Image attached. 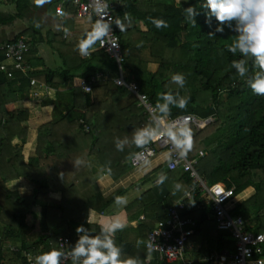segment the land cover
<instances>
[{
	"label": "trees",
	"instance_id": "16d2710c",
	"mask_svg": "<svg viewBox=\"0 0 264 264\" xmlns=\"http://www.w3.org/2000/svg\"><path fill=\"white\" fill-rule=\"evenodd\" d=\"M115 1L120 2L115 6V18L119 17L125 22L124 17L127 15L129 20L125 22L126 25L130 21L139 22L145 27V31L129 28L121 32L115 26L124 56L122 71L125 80L137 82L154 105L159 101L160 94L166 91H179L182 96L189 97L185 109L171 108L170 117L194 114L200 118H212L213 121L199 132L190 127L193 145L197 151L202 146L204 151V157L198 159L195 168L208 186L223 183L227 188L235 187V196L252 189V195L236 204L231 214L252 221L255 224L253 231H260L264 226V95L254 94L231 67L232 60L241 58L239 53L234 56L227 50L235 39L234 33L226 30L223 35H208L211 29L205 23V10L201 9L202 0H174L173 3L150 9L140 8L137 0ZM28 5L29 0H16L17 16H21ZM190 6L200 13L195 17L196 24L184 19L183 10ZM152 19L164 20L168 26L157 28L151 22ZM214 25L213 19V27ZM131 34L138 35L135 38L138 44L128 39ZM32 41L34 36L31 41H27L29 46ZM35 52L36 49H30L25 61L30 60ZM2 60L1 52L0 61ZM246 63L251 69V58H247ZM63 64L64 68L60 70L45 68L40 73L32 72L29 77L17 74L13 80L0 73V98L5 99L8 95L5 93L6 87H12V83H16L20 92L18 98L21 100L24 98L22 92H27L26 86L30 84L31 79L40 80L51 88L59 89L71 82L83 67L85 72L82 76L86 82L96 73H102L106 77L105 81L93 84L91 93H84L82 88L78 87L69 95L59 96L61 109L55 105L53 116L56 119L50 125L39 127V154L36 158H30L26 164L21 156L25 136L23 140L20 139V144H15L14 128L28 119V111L5 110L0 105V159H4V155L7 156L5 165L11 168L8 176L0 169V264L4 259L1 244L5 241L11 240L20 244L19 256L23 251L41 254L49 242L57 247L59 238L68 239L71 247L77 239L75 229L86 223L89 209L103 215L114 205L115 197L123 196L127 192L125 189H119L109 197L100 194L91 173L82 170L88 162L89 152L98 154L102 153L103 149H108V146L99 140L102 136L117 133L116 135H124L130 141L135 129L151 124L146 115L142 114V110L136 107V103L130 107L129 120H124L117 130L105 125L117 122L119 126L121 120L118 118L111 119V115L108 117L109 123H102L96 118V113H90L91 103L97 104L100 99L116 102L130 95L125 89L114 84L119 75L118 67L104 52L96 51L90 58H85L77 51L74 57L64 58ZM149 64H156L157 70L150 71ZM174 73H182L185 76L183 89H178L177 85L171 83ZM6 102L7 99L4 104ZM80 120L88 125L89 132L83 130ZM56 128H59L57 135L73 134V143L71 146L67 144L72 153L58 158L57 167L52 168L53 172H47L42 177L43 174L34 171L39 162L43 161L42 153L44 150L46 154L56 151L55 143L49 142L46 148H42V132H52L53 135ZM212 128L213 132L203 138V134ZM45 134L49 137L47 132ZM62 143L66 145L65 142ZM138 150L135 145L129 143L125 146L123 154L129 157L130 152ZM77 159L82 163L76 165ZM123 172L110 174L117 177ZM165 175L167 179L163 184L147 191L125 208L127 216L137 211V214L144 215V220L136 227L125 226L115 233L114 241L121 248V257L135 258L139 264H143L149 252L144 244L137 246V241H146L155 224L165 218L167 208L180 200L186 191L195 187L188 175L181 171H167ZM17 178H24L34 186L32 196L19 198L16 193L5 188L8 180ZM176 183L182 185L180 191L174 189ZM54 191L61 192L60 201L48 198L49 193ZM205 199V196L195 190L194 203L201 205ZM184 202L187 208L185 217L195 220L197 232L210 241L208 253H221L225 248L231 253L234 243L227 233L216 230L210 207L199 211L190 201L185 199ZM103 218L112 220L114 215ZM101 226L87 224L86 228L95 235ZM21 259L27 264L25 257L21 256ZM211 263L199 260L192 262ZM65 264H71V260Z\"/></svg>",
	"mask_w": 264,
	"mask_h": 264
},
{
	"label": "crops",
	"instance_id": "0c3cea01",
	"mask_svg": "<svg viewBox=\"0 0 264 264\" xmlns=\"http://www.w3.org/2000/svg\"><path fill=\"white\" fill-rule=\"evenodd\" d=\"M63 1L66 0H29V5L24 10L23 14L21 16H17V10L15 7L16 0H0V46L3 43L15 38L16 36H23L28 42L31 41L34 36V41H32V44H30V49H36V52L30 60L26 61L32 67L33 72L40 73L45 68L50 70H60L64 68V58L69 59L77 54L78 40L84 35V33L91 31L92 23L88 19L74 18L73 7L70 4L64 5L65 15L63 17H57L55 14V8ZM86 20L89 22H85ZM33 46L35 48H33ZM84 72L85 67L75 74V78L71 82L59 87V89L51 88L44 82L35 79L37 82L44 84L46 86V90L43 88L41 89L31 87L29 84L26 86L27 92H22V95L24 96L22 100L18 98L20 93L18 91V84L12 83V87H6L5 93H8V95L5 99L0 98V105H2L3 109L28 111V119L26 121H22L20 125H17L16 128H14L16 130V138L14 140L15 144H20V139L23 140L25 136V143H23L21 149V156L23 157L24 164H26L30 158H36L38 156L39 127L50 125L56 119L53 116L54 107L55 105L58 107L62 106L59 96L69 95L75 88H82L81 84L84 81L82 75ZM96 75H100L101 78L104 77L100 81H105L106 77L102 73H96ZM82 91L84 92L83 89ZM33 93H36L38 96H33ZM6 99L7 102L4 104V100ZM134 103H136V101L132 95H128L127 97L117 100L116 102L109 99H100L97 104L91 103L89 105V111L92 114L96 113V118L102 123H109L110 118H115V120L118 118L121 120L118 123L119 126H117V122L105 125L106 127L112 126L114 127V130H117V128L121 127L120 125L124 122V120H129L130 107ZM59 109L61 108L59 107ZM110 109L112 111H110ZM142 114L144 115L143 112ZM111 115L113 116L108 118ZM58 129L59 128H56L54 130L55 133H53V135L52 132H42V148H46L49 142L55 143L54 148H56V151H52L51 146L50 151L52 152L49 154H46L44 150L42 153L43 161L39 162V164L34 168L35 172L38 171V173H41V175L43 174L42 177L46 175L47 172H53L52 168L57 165L58 158H61L62 156H68L70 153H72L70 151L71 148L69 149L68 147L71 146V143H73V134L69 133L62 135L60 133L57 135ZM46 132L49 134V137H47L48 135L46 136ZM116 134L117 133H112L106 137H100L99 140L102 141L104 145H107L108 149H103V152L98 154L89 152L88 162H86V165L84 164L85 167L82 170L91 173L92 180L103 197H109L119 189L127 190V192L121 196L125 198L126 204L117 205L114 203V205L111 206L103 215L89 209L86 215L87 218L89 216V223L80 224L84 227H87V224L106 226L113 219L110 220L103 217H109L113 215L114 219L119 220L125 226L136 227L140 221L144 220V215H139L137 214V211H135L127 216L126 212L124 211L125 208L134 203L147 191L159 187V185L155 183L158 176L162 174L158 168L160 165L165 163L166 160L164 158L160 161L154 160V158L159 155L158 154L152 158L153 161L150 159L148 161L149 163L147 162L138 168H132L129 163L130 158L123 154L124 151H117L115 148L116 139L125 138L124 135ZM113 135L116 136L113 137ZM62 142H65L66 145H64ZM60 143H62V145H60ZM67 144L69 146H67ZM7 159L8 157L5 155L4 159H0V169L6 176L9 175L8 172L11 170L10 167L5 165ZM18 167L20 166L18 165ZM121 171H124L123 174L117 177H112L110 174V172H113L116 175ZM5 188L9 192L16 193L19 198H27L32 196L34 193V186L24 178L8 180L5 183ZM61 196V192L54 191L49 193L48 198L55 201H60ZM237 196L234 200V206L241 202L236 200ZM193 207L195 208V206ZM204 208L205 207L195 209L201 211ZM131 216L133 218H131ZM251 222L252 221H250V223ZM253 225L255 224L253 223ZM75 235L77 237V233H75ZM196 238H199L200 242H196ZM4 243L16 244V247H14L15 249L13 251L16 253L17 257L14 259L5 257V246L3 245L4 248L2 246V249L4 259L2 260L1 264H24L21 256L24 258L25 255H39L40 253H28L23 251L22 255L19 256V243L11 240L5 241ZM192 244H194V247L188 249L186 254V261L190 262L191 264L196 260L209 262L207 259L212 254H232L234 251V247L231 253L229 252V249L225 248L221 251V253L211 252L208 253L207 258L201 257V252L203 250L208 252L211 244L208 239L203 238L200 232H197V234L192 238ZM52 249H58V247L49 242L48 246L44 248L43 253ZM192 257H196V260H193ZM121 259L125 258L121 257Z\"/></svg>",
	"mask_w": 264,
	"mask_h": 264
},
{
	"label": "built area",
	"instance_id": "2783aa9c",
	"mask_svg": "<svg viewBox=\"0 0 264 264\" xmlns=\"http://www.w3.org/2000/svg\"><path fill=\"white\" fill-rule=\"evenodd\" d=\"M114 2L115 0H66L57 5L55 14L57 17H63L65 15L64 5L70 4L74 8L73 17L76 19H88L91 21L93 27L95 21L100 18L94 10L99 7L107 13L104 18H111L112 20V28L108 38L105 40L103 46L97 42L90 51V54L84 57L90 58L93 52L102 51L112 58L116 62L119 73L118 77L114 80V84L117 87L125 89L134 97L137 107L142 110L147 120L151 122L150 114H155V105L150 101L148 95L141 90L137 82L126 81L123 76L122 63L124 62V56L114 25ZM0 51L3 54V60L0 61V73L5 75L7 79L13 80L17 74L29 77L33 72L32 67L25 61L26 55L30 51V46L23 36H16L10 41L3 43L0 46ZM103 78L100 75L91 77L89 82L84 80L81 87L83 90L87 87L89 90H84V92L91 93L93 84ZM30 85L31 87L46 90V86L35 79H31ZM139 94L144 97V100L139 99ZM33 96L38 95L33 93ZM185 118H187L189 126L193 127L196 132L201 131L213 121L211 117L201 119L194 114L168 117L169 120H184ZM80 123L83 125V130L89 132L88 125L83 120H80ZM147 147L151 151V156H146L148 162L163 151L168 152L171 146L169 143L156 141ZM138 151H141V149ZM202 157H204V151H197L196 147L192 145L191 150L184 158H178L173 153L172 167H168L169 161H166L167 171H181L187 174L194 182L195 188H190L180 201L168 207L165 218L158 221L148 233L146 241L151 243V251H148L147 259H145L143 264H154L155 262L156 264H191L186 261V254L188 249L194 247L192 238L197 234V224L192 218L185 217L187 211L185 199L193 202L192 204L196 209L210 207L216 230L221 233H227L234 243L232 254H212L208 257L207 261H211V264H264V227L260 231H253L254 225L249 220H246L242 216L231 214L236 197L234 194L235 187L227 188L222 183H216L211 186L206 185L204 179L195 168L198 159ZM129 163L134 168L146 164L143 160L134 162L131 159ZM195 190H198L201 195H205L206 199L201 205L193 201ZM57 247L58 250L68 252L70 248L68 239L59 238ZM36 256L25 255L26 263L35 264ZM70 260V256L67 257L64 260V264Z\"/></svg>",
	"mask_w": 264,
	"mask_h": 264
},
{
	"label": "clouds",
	"instance_id": "9594fccd",
	"mask_svg": "<svg viewBox=\"0 0 264 264\" xmlns=\"http://www.w3.org/2000/svg\"><path fill=\"white\" fill-rule=\"evenodd\" d=\"M201 9L205 10V23L211 29L209 36L223 35L226 30L234 33L235 39L227 50L234 56L239 53L241 58L232 60L231 67L254 94L264 95V0H202ZM94 11L100 18L95 21L91 31L86 32L78 42L77 49L81 56L89 55L97 42L103 46L112 28V20L104 18L107 13L103 9L97 7ZM183 12L186 21L196 24L195 17L200 14L196 8L190 6ZM127 20L128 17L125 15L124 21ZM125 22L119 17L114 19V25L121 32L125 30ZM151 22L157 28L168 26L166 21L160 19H152ZM247 58H251V69L246 63ZM171 83L177 85L178 89H183L186 83L185 76L182 73H174L171 76ZM84 90L89 89L85 87ZM138 96L140 100H144L142 95ZM189 99L182 96L179 91L161 93L159 101L155 104V114H150L151 124L135 129L130 141L127 137L117 138L116 150L124 151L125 146L131 143L141 151L130 152L129 158L134 162L143 160L147 163L146 156H151L147 146L156 141H163L171 146L170 150L162 155L169 161L168 167H172L173 153L178 158H184L192 148L193 136L187 118L169 120L168 117L172 107L185 109ZM81 163L79 159L75 161L76 165ZM166 179L167 176L161 174L155 183L163 184ZM173 187L176 191L182 189L180 183L174 184ZM115 203L124 205L126 200L117 196ZM86 223H89V216ZM124 227L119 220L113 219L106 226H101L99 232L94 235L89 228L80 225L75 229L77 239L68 252L52 249L41 253L35 257V264H64V260L69 256L71 264H139L135 258L121 259L122 251L115 243L114 235ZM141 244L151 251L149 241L138 240L137 246Z\"/></svg>",
	"mask_w": 264,
	"mask_h": 264
},
{
	"label": "rangeland",
	"instance_id": "374dc122",
	"mask_svg": "<svg viewBox=\"0 0 264 264\" xmlns=\"http://www.w3.org/2000/svg\"><path fill=\"white\" fill-rule=\"evenodd\" d=\"M173 1L174 0H137V2H138V6L140 7V8H142V9H150V8H156V7H160L161 5H163V4H167V3H173ZM114 4H115V6H117V5H119L120 4V2L119 1H115L114 2ZM128 20H129V16H128ZM85 22H89L88 20H86ZM129 28H131V29H139L140 31H145V27L141 24V23H139V22H130V21H128V23H127V25H126V27H125V29H129ZM129 38V40L130 41H132L133 43H136V44H138V42L135 40V38L136 37H138V35H136V34H131V36H128ZM148 69L150 70V71H152V72H154V71H156L157 70V65L156 64H149L148 65ZM110 111H112L111 109H110ZM113 119H115V118H113ZM201 119H206V118H201ZM203 130V129H202ZM197 132H199V131H197ZM213 132V128L212 129H210V130H208L205 134H203V138L206 136H208L209 134H211ZM202 138V139H203ZM201 142V141H200ZM201 145H202V142L200 143ZM200 145H198L197 146V149H199L198 147H199ZM196 147V146H195ZM201 149L200 150H202V146L200 147ZM162 153H165L164 151L162 152ZM162 153L161 154H159L157 157H155L154 158V160H158V161H160L161 159H163V155H162ZM151 161H153V159L151 160ZM149 163V162H148ZM132 167V166H131ZM132 168H134V167H132ZM159 171L162 173V174H165L167 171H166V162L165 163H163L162 165H160L159 166ZM252 193H253V190L252 189H248V190H246L244 193H242V195H240V196H237V201H243L244 199H246V198H248L249 196H251L252 195ZM134 215H136V214H134ZM133 215V216H134ZM132 217V216H131ZM252 223V222H251ZM253 224V223H252ZM195 241L196 242H200V239L199 238H196L195 239ZM2 246L4 245L5 246V253H6V255H5V257H10L11 259H14V258H16L17 257V255H16V253L13 251L15 248L14 247H16L15 245L16 244H14V243H2L1 244ZM4 246H3V248H4ZM201 257H203V258H207V256H208V252H206L205 250H203L202 252H201ZM190 258V257H189ZM192 259L193 260H196V257H192Z\"/></svg>",
	"mask_w": 264,
	"mask_h": 264
}]
</instances>
